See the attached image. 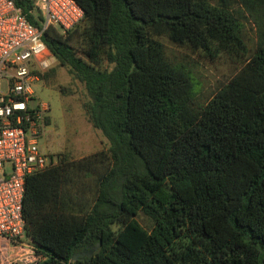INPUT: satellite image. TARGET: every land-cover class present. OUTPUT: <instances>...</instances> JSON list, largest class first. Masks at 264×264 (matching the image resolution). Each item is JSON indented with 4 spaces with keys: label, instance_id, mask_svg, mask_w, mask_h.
<instances>
[{
    "label": "trees",
    "instance_id": "trees-1",
    "mask_svg": "<svg viewBox=\"0 0 264 264\" xmlns=\"http://www.w3.org/2000/svg\"><path fill=\"white\" fill-rule=\"evenodd\" d=\"M75 1L82 21L43 40L109 147L27 177L38 264H264V0ZM162 38L239 70L201 103Z\"/></svg>",
    "mask_w": 264,
    "mask_h": 264
},
{
    "label": "built area",
    "instance_id": "built-area-1",
    "mask_svg": "<svg viewBox=\"0 0 264 264\" xmlns=\"http://www.w3.org/2000/svg\"><path fill=\"white\" fill-rule=\"evenodd\" d=\"M33 24L18 0H0V264H38L24 219L26 179L49 166L52 106L40 96L41 75L56 64L43 40L51 27L75 28L84 11L75 0H30Z\"/></svg>",
    "mask_w": 264,
    "mask_h": 264
},
{
    "label": "rangeland",
    "instance_id": "rangeland-1",
    "mask_svg": "<svg viewBox=\"0 0 264 264\" xmlns=\"http://www.w3.org/2000/svg\"><path fill=\"white\" fill-rule=\"evenodd\" d=\"M245 31L248 45L254 50V30L247 25ZM162 42L169 58L185 65L192 72L201 103L226 86L239 70L238 65L225 58H207L187 46H177L167 38H162ZM55 68L56 75L49 79L40 78L37 83L40 96L52 106L46 142L49 166L56 164L60 155L78 160L109 147L106 137L92 126L85 113L84 103L89 99L85 86L75 81L68 69L59 67L57 62ZM139 221L144 226L148 224L144 216H140Z\"/></svg>",
    "mask_w": 264,
    "mask_h": 264
},
{
    "label": "water",
    "instance_id": "water-1",
    "mask_svg": "<svg viewBox=\"0 0 264 264\" xmlns=\"http://www.w3.org/2000/svg\"><path fill=\"white\" fill-rule=\"evenodd\" d=\"M96 249H97V248L93 249V250L90 251V252H84V253H82V254H80V255H76V256H74L73 260H74V261H77L80 257H85V256H89V257H91V256L93 255V252L96 251Z\"/></svg>",
    "mask_w": 264,
    "mask_h": 264
}]
</instances>
